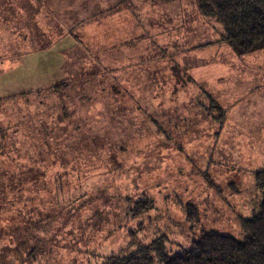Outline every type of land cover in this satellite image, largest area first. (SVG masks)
<instances>
[{"label":"rangeland","instance_id":"374dc122","mask_svg":"<svg viewBox=\"0 0 264 264\" xmlns=\"http://www.w3.org/2000/svg\"><path fill=\"white\" fill-rule=\"evenodd\" d=\"M158 3L0 0V99L39 94L24 103L37 130L25 140L46 173L31 223L9 228L22 236L9 264H101L157 239L175 253L203 230L242 236L238 218L262 197L264 50L235 55L198 0ZM14 123L2 106L7 151ZM142 201L150 209L132 216Z\"/></svg>","mask_w":264,"mask_h":264},{"label":"trees","instance_id":"16d2710c","mask_svg":"<svg viewBox=\"0 0 264 264\" xmlns=\"http://www.w3.org/2000/svg\"><path fill=\"white\" fill-rule=\"evenodd\" d=\"M198 8L204 16L218 20L223 30L221 39L235 55L240 57L264 50V0H198ZM19 95L25 99L17 96L0 99V108L8 107L15 119L9 128L14 138L9 150L0 142V260L4 258L5 264H9L10 249L17 246L16 241L22 237L13 238L9 228L13 224L31 223L30 217L38 201V184L46 174L41 169L36 140H25L37 130L31 125L25 127L29 112H24V103L39 94L29 91ZM26 172H31V177L25 182ZM254 182L262 197L250 217L238 218L242 236L203 230L190 248L175 253H168L157 239L132 251L107 256L101 264H152L154 258L150 251H154L158 264H264V170L254 172ZM150 207V202L142 201L130 212L132 216H139ZM185 210L187 220L196 219L192 203L187 204Z\"/></svg>","mask_w":264,"mask_h":264},{"label":"crops","instance_id":"0c3cea01","mask_svg":"<svg viewBox=\"0 0 264 264\" xmlns=\"http://www.w3.org/2000/svg\"><path fill=\"white\" fill-rule=\"evenodd\" d=\"M154 1H156L157 3L159 2V1H157V0H154ZM174 2H175V1H172V2H162V1H161V2L158 3V5H161V4H164V3L172 4V3H174Z\"/></svg>","mask_w":264,"mask_h":264}]
</instances>
